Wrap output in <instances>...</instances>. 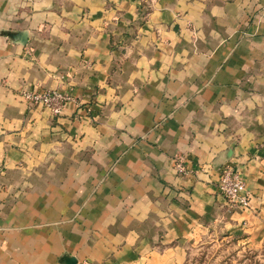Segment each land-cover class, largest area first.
I'll return each instance as SVG.
<instances>
[{"label": "crops", "instance_id": "0c3cea01", "mask_svg": "<svg viewBox=\"0 0 264 264\" xmlns=\"http://www.w3.org/2000/svg\"><path fill=\"white\" fill-rule=\"evenodd\" d=\"M209 233L264 244V0H0V264H185Z\"/></svg>", "mask_w": 264, "mask_h": 264}, {"label": "built area", "instance_id": "2783aa9c", "mask_svg": "<svg viewBox=\"0 0 264 264\" xmlns=\"http://www.w3.org/2000/svg\"><path fill=\"white\" fill-rule=\"evenodd\" d=\"M22 97L28 105L44 107L54 116L60 115L64 105L73 101L70 95L57 90H26L22 93ZM173 168L177 174L183 176L194 172L186 167L181 158L177 157L173 160ZM217 189L223 198L237 203L242 208H247L250 204V195L240 171L229 164L220 168Z\"/></svg>", "mask_w": 264, "mask_h": 264}, {"label": "rangeland", "instance_id": "374dc122", "mask_svg": "<svg viewBox=\"0 0 264 264\" xmlns=\"http://www.w3.org/2000/svg\"><path fill=\"white\" fill-rule=\"evenodd\" d=\"M185 264H264V244L251 248L242 239L209 233L188 251Z\"/></svg>", "mask_w": 264, "mask_h": 264}, {"label": "water", "instance_id": "95a60500", "mask_svg": "<svg viewBox=\"0 0 264 264\" xmlns=\"http://www.w3.org/2000/svg\"><path fill=\"white\" fill-rule=\"evenodd\" d=\"M65 260H66V264H75V262H76L75 259L72 258V257L71 258H66Z\"/></svg>", "mask_w": 264, "mask_h": 264}]
</instances>
